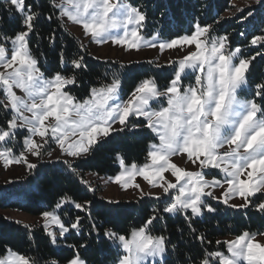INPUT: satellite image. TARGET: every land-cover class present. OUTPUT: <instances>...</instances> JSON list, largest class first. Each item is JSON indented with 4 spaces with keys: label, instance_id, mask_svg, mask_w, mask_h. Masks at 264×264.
Masks as SVG:
<instances>
[{
    "label": "snow or ice",
    "instance_id": "obj_1",
    "mask_svg": "<svg viewBox=\"0 0 264 264\" xmlns=\"http://www.w3.org/2000/svg\"><path fill=\"white\" fill-rule=\"evenodd\" d=\"M5 2L8 18L0 20L12 34L0 31V161L34 170L38 165L29 157L51 156L48 149L55 144L64 170L90 188L78 162H87L107 147L118 165L109 179L123 189L139 190L141 198L163 200V206L129 230L108 226L125 211L119 201L94 208L90 200L78 202L62 195L51 210L41 213L40 229L51 245L70 233L79 235L80 240L67 245L71 254L45 258L33 241L31 226L25 225L36 254L5 246L0 264H89L93 255L103 257L95 264H106L113 253L112 264H264V230H243L231 239L216 240L211 248L213 241L195 226L208 214L224 219L229 211L251 209L264 219V82L250 80L253 61L264 58V51L245 57L240 47H231L228 35H213L212 25L199 23L172 39L158 43L157 33L146 41L148 13L130 0H48V15L29 0ZM256 2L264 6V0ZM248 17L253 30L260 32L252 35L250 45L264 49V16L257 21L249 11ZM42 19L78 25L97 44L111 42L137 51L158 46L160 51L185 50V55L168 61L172 73L162 90L156 77L146 74L124 97L121 74L115 71L110 82L93 86L86 97L78 98L71 88L79 83L78 73L88 67L82 54L86 47L81 43L74 56L66 54L62 46L55 47L52 32L48 42L59 69L46 75L31 47L33 37L37 42L41 38ZM245 89H250L246 94L250 98L242 99ZM143 130L152 139L138 163L125 154L126 143ZM174 156L186 157L185 163L195 170L178 166ZM137 177L160 191L145 193ZM59 178L54 172L45 182ZM237 198L241 203L233 202ZM165 214L183 217L186 229L178 227L176 243L166 227L156 229ZM185 231L198 242L195 255L182 250Z\"/></svg>",
    "mask_w": 264,
    "mask_h": 264
},
{
    "label": "trees",
    "instance_id": "obj_2",
    "mask_svg": "<svg viewBox=\"0 0 264 264\" xmlns=\"http://www.w3.org/2000/svg\"><path fill=\"white\" fill-rule=\"evenodd\" d=\"M233 1L130 0L132 4L144 8L148 13V22L144 28V33L148 36L159 33L162 39L169 40L177 34H185L190 26L196 23L201 25L209 24L213 26V35H228L231 47H240L242 55L245 57L254 55L257 50L264 51V49L253 48L250 45L252 35L260 34V32L259 30H253L249 24L248 20L251 17L245 19L248 16V12L251 11L258 21L264 16V6L257 3L235 13L236 8L233 6ZM29 2L40 5L44 15L49 14L48 0H29ZM164 13L166 15H162ZM0 18H8L5 0H0ZM261 27H264V25ZM0 31H7L9 35L12 34L9 29L4 28L2 20H0ZM38 31L41 38L37 42V38L33 37L31 47L33 54L39 58L42 71H45L46 75L59 69L58 61L52 54L53 46L49 45L48 42V36L52 32H55L56 35L55 47L59 49L62 46L66 54L74 56L79 51V45L83 43L78 36L71 32L64 21L48 22L42 19L39 22ZM241 33H244V35H241ZM85 47L86 51L82 54L85 56V63L88 67L83 72L78 73L79 83L71 88L72 94L78 98L86 97L89 88L98 86L102 82H110L112 73L115 71H119L121 74L124 97L146 74L155 76L159 86L164 88L172 73V67L158 69L154 64L148 62L122 65L114 61H101L91 54L86 45ZM252 69L250 74L251 82L253 84L264 82V58L257 57L253 61ZM249 91L250 89H247L245 93L247 94ZM246 98L250 97L246 95ZM2 120L3 113L0 112V121ZM151 139L152 134L147 130H143V135L139 137L129 138L126 143L127 152L125 154L129 159L142 163L147 144ZM112 157L113 153L106 147L96 153L94 157H90L87 162H78L80 164L78 171L82 174L83 180L87 181V176L90 174H97L99 177L115 175L118 165ZM31 171L30 176L26 177L23 182L3 190L0 188V212H22L32 216H40L43 211L51 210V206H54L62 195H69L78 202H82L85 199L90 200L93 202L94 208L107 202L99 199L97 193L93 192L91 187L89 188L81 183L80 177L65 171L63 165L39 163L37 169ZM54 172L58 173L59 180L54 183H46L45 178L52 180ZM120 203L125 211L114 217L113 223L108 225L109 227L130 230L138 226L143 217L150 215L152 209L163 206L162 201L149 198ZM73 215H75V212ZM223 215L221 213V216ZM86 225L87 221H85ZM24 226L0 214V254L3 253L5 246H8L19 252L35 255V244H38L42 256L59 259L71 254L67 248L68 244H75L77 240H80V236L73 232L69 234L67 239L59 240L57 245H51L46 243V238L40 229V225H33L30 227V233L35 242L33 244L28 240L29 229ZM180 226H184L186 229L183 217H168L165 214V218L156 224V229L162 231L166 227V234L171 237L173 243H176L180 239V232L177 230ZM195 226L200 232L205 233L209 240L213 241V245L210 247L214 248L216 240H224L227 237L235 236L243 230H264V219H261L260 215L251 209L239 212L229 211L227 218L224 219H212V214H208L200 219ZM182 250L184 252L190 251L193 255L198 251V242L191 240L187 236L186 231ZM85 255L87 256V254ZM102 258L101 256L93 255L89 264H95L96 260ZM114 258L115 254L113 253L106 261V264H111ZM61 264H63V261H61Z\"/></svg>",
    "mask_w": 264,
    "mask_h": 264
},
{
    "label": "rangeland",
    "instance_id": "obj_3",
    "mask_svg": "<svg viewBox=\"0 0 264 264\" xmlns=\"http://www.w3.org/2000/svg\"><path fill=\"white\" fill-rule=\"evenodd\" d=\"M257 4L256 0H234L233 6L236 8L235 13L241 11L242 9ZM64 23L69 27L71 32H73L76 36H78L83 43L87 46L91 54L98 60L101 61H114L118 62L122 65H130L133 63H144L151 61L155 67L158 69H162L163 67H170L168 64L169 60H177L185 55V50L181 49H165L164 51H160L159 47H141L139 51L137 50H125V47L120 45H115L111 42L104 43V44H97L92 42L90 38L85 37L82 33V29L78 25H74L71 22L64 21ZM157 33H154L152 36H148L144 33L146 41L151 40L153 36ZM164 41L160 36H158L157 42ZM194 49V46H190ZM189 83V81H185V84ZM159 85V84H158ZM161 90L163 89L160 87ZM124 89L122 85L121 94L124 96ZM247 89L241 93V98H246ZM18 94H20L18 92ZM158 106V105H157ZM48 152H51V156L47 153L40 159L36 157H29L31 163H39L42 164H55V165H62L59 160V152L56 149V145L53 144L48 149ZM63 159V157H60ZM186 157L184 156H174L172 160L178 166L187 168L188 170H195V167L191 164L185 163ZM31 170L27 168L24 164H12L9 166H5L2 161H0V188L3 190L9 186L14 184H18L23 182L26 177H29L31 174ZM169 179L174 180L170 174L166 173ZM114 176V175H113ZM112 176H101L99 177L97 174H90L87 176V182L91 185V189L93 192L97 193V197L101 200L109 201H119V202H126L130 200H137V199H154L152 196L145 195L141 198L140 191L133 188L123 189L117 184L113 183L109 178ZM137 183L140 184L141 188L144 190L145 193L148 192H159V189H152L141 177H137ZM216 194H220V190H216ZM156 200V199H154ZM163 202V200H160ZM234 203H241L240 199L237 198L233 201ZM211 203L215 204L216 201H211ZM0 214L4 215L6 218L10 220H14L19 222L23 225H40L41 224V215L40 216H32L22 212H11V211H4L0 212ZM69 236V235H68ZM232 237H227L226 239H231ZM259 239V238H258ZM57 247V246H56ZM59 248V247H58ZM112 264V263H111Z\"/></svg>",
    "mask_w": 264,
    "mask_h": 264
}]
</instances>
